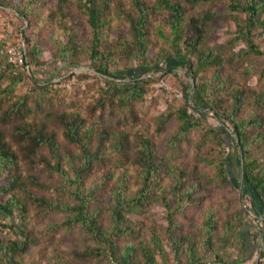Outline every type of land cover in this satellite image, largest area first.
Here are the masks:
<instances>
[{
    "label": "rangeland",
    "instance_id": "rangeland-1",
    "mask_svg": "<svg viewBox=\"0 0 264 264\" xmlns=\"http://www.w3.org/2000/svg\"><path fill=\"white\" fill-rule=\"evenodd\" d=\"M119 1L126 0H114V6ZM7 2L11 4L0 3V46L6 44L7 49L33 50V55L30 53L31 62L24 71V80L19 81L12 92L7 91V86L20 75L16 68L20 66H10L3 56L0 60L4 72L0 79V132L16 153L13 168L10 173L7 169L0 175V184H8L10 175L19 180L12 190L0 193V203L16 195L25 209L23 213L16 209L13 215L0 214V239L7 243L22 235L27 237L28 246L26 250L12 252L0 247V264H16V261L18 264H54L57 259L68 264H110L107 254L95 253L85 261L79 259L75 250L84 251L97 243L92 233L80 223L66 225L65 220L74 213L73 208L80 203L78 195L81 194L89 197L87 209L97 212L103 230L110 231L112 209L117 203L115 192H120L124 200V197L135 199L144 186L139 159L142 138L151 141L160 168L151 180L147 200L128 205L123 210L125 223H129L132 230L117 238L119 244L138 246L135 264H142L145 259L142 246L153 247L154 241L165 249L163 255L156 253L157 264H190L189 254L192 264H216L215 249L226 220L237 215L243 204L251 207L255 194L243 175L241 152L236 149L228 152L220 144L223 134L228 143L232 142L226 130L232 129L227 118L233 110V88L242 89L245 98L241 110L236 114L233 111L234 117L261 116L264 120V55L245 56L241 51L239 57L235 56L238 50L246 48V44L235 40L234 15L225 3L220 0L202 2L193 10L185 3L188 15L200 14L206 8L217 13L206 31L203 47L220 54L222 64L221 67L210 62L200 65L197 56L193 55L195 81L185 66L165 53L172 51V29L167 22L170 12L161 7L153 13L156 15L153 20L165 22V35L153 33L146 55L148 59H129L118 53L122 57L109 67L113 74L128 65L134 67L129 74L153 78L146 87L144 98L134 103V115L130 111L112 112L108 106L103 108L100 104L108 76L95 70L90 57L92 31L87 16L79 11L75 0ZM17 3L18 8L28 12L26 18L18 14L14 5ZM112 11L102 36L104 41L116 45L119 44L117 36L130 37L131 34L129 23L114 9ZM260 40L264 46V39ZM66 46L71 52L67 58H62L61 52ZM36 51L38 55H34ZM145 61L149 67L143 65ZM246 66H251V70L245 72ZM219 68L220 76L215 78ZM161 78L182 88L184 98L176 99L165 88L158 87L156 84ZM208 81L212 82L208 97L218 110V116L208 104L202 103L194 88V85ZM220 81L225 82L224 88L217 91L213 84ZM186 90L191 95L187 96ZM184 99L200 111V116L197 126L174 148L169 145L170 136L179 125L174 112L185 105ZM16 107H19L17 112ZM65 112L80 114L86 119L88 128H92L89 148L94 159L82 173L80 188L73 179L82 163L83 149L63 135L59 115ZM170 113L174 115L167 126L158 129L162 115ZM41 129L58 141L57 158L48 145L36 149L28 145L29 139L22 137L27 130L34 134ZM250 130L253 131L251 134L264 135V124L260 128L250 127ZM105 131L109 136L103 138ZM113 131L126 133L127 143L123 149L118 148L119 143L114 144L118 136L115 137ZM34 148L36 152H33ZM253 148L255 154L263 158L264 137L254 141ZM224 156L228 157L231 182L223 179L219 171V161ZM57 160L66 173L53 168ZM177 181L182 182L184 188L196 184L192 199L185 197L182 201L178 198L174 188ZM52 203L60 204L64 209H50ZM208 218L217 228L213 244H209L206 237ZM240 237L239 233L233 247L228 249L231 252L229 259L240 254L235 248ZM174 247L179 248V253H175ZM190 247H195V257L188 253ZM242 254H247V250Z\"/></svg>",
    "mask_w": 264,
    "mask_h": 264
},
{
    "label": "trees",
    "instance_id": "trees-1",
    "mask_svg": "<svg viewBox=\"0 0 264 264\" xmlns=\"http://www.w3.org/2000/svg\"><path fill=\"white\" fill-rule=\"evenodd\" d=\"M33 0H27V3ZM35 1V0H34ZM64 1V0H62ZM207 1H217V0H155L151 4L146 0H126L123 3L121 1L116 2V8L114 0H75V5L79 11L87 16L89 26L92 31L93 40L92 46L90 48V57L94 63L95 70L100 74L108 76L107 78V88L100 98V104L103 108L106 106L112 112L118 111H130L135 115L134 103L140 101L144 98L147 92V85L153 80L152 76H142V75H131L130 72L133 71V66H125L117 70V74H113L110 70V65L117 64L119 58L122 57L118 55L121 52L125 57L139 58L146 60V55L148 53L150 43L153 40L154 32L156 34L165 35L163 30L165 22L158 20H153L156 15L155 12L158 7H161L170 12L167 22L171 25L172 29V51H166L165 53L171 54L170 57L178 60V63L187 68L190 71L191 79L196 80V70L193 64L192 56L195 55L198 58V64L204 65L207 63L218 64L219 67L222 64V56L217 55L211 48L204 50L203 43L206 38V31L210 28L212 19L217 15L216 12L209 8L202 10L200 14L188 15L189 11L186 9L185 3L190 5V9H195L196 6L202 4V2ZM225 3L227 9L231 14L234 15V22L236 25L234 38L237 41H242L246 44V48L243 50H238L235 56L239 57L241 55L247 56L248 54L264 55V46L261 45L264 39V0H220ZM0 3L4 6H9L11 3L7 0H0ZM20 3V1H18ZM14 4L19 15L26 18L28 16L27 11H23L18 8L19 4ZM115 10L120 17L122 16L129 23V32L131 36H117L116 40L119 42L118 48L115 44L103 40V28L108 21H110L112 10ZM154 13V14H153ZM157 41L159 38L157 37ZM33 51V50H32ZM31 50L26 49V62L25 66L22 68L16 67L13 62L9 60V54L7 52L6 44L0 46V60L3 56L5 61L10 66H15L20 75L13 81L12 84L7 86V91L12 92L16 84L22 81L24 71L30 66V53L33 55ZM35 51V50H34ZM71 52V48L66 46L61 52L62 58H67L68 54ZM38 51L34 52V55H38ZM164 53V48H163ZM244 53V54H243ZM246 53V54H245ZM234 56V57H235ZM148 59V58H147ZM143 65L149 67L148 64L143 62ZM1 67V61H0ZM245 72L251 70V66L244 67ZM198 71V70H197ZM3 71L0 68V79L2 78ZM127 75H129L127 77ZM220 76V68L218 69L215 78ZM159 80V79H158ZM218 84L214 85L213 88L217 91H221L224 88L225 82L220 81ZM212 86V82H201L200 84L194 85L195 90L199 96L202 103H206L210 106L212 110L219 115L218 110L214 107L213 102L209 100V87ZM182 89V88H181ZM186 95H191V92L186 90ZM233 107L230 112V116L227 118L232 123V129L226 130L228 137L232 139L231 143H228L226 135L220 137V144L228 152L231 149H236L241 152L240 158L242 162V172L245 177L246 182L255 191L263 203L264 210V157L257 156L255 154L253 143L258 142L264 137L261 133L251 134L253 131L250 127L260 128L263 127L264 120L262 117L250 116L242 119L234 117V113H238L243 104L245 103V98L242 94V89L233 88ZM176 99H183L177 98ZM175 99V100H176ZM185 100V99H184ZM188 99L185 100V105L176 110L177 118L179 120V125L174 133L170 136L169 145L171 147H176L183 140H185L198 124V117H195L189 112ZM13 109V108H12ZM19 107L15 108L17 112ZM174 113L162 115L158 125V129H163L167 126L171 117ZM132 115V116H134ZM232 115V116H231ZM59 118L63 127V135L70 142L80 145L83 149L82 153V163L77 169L76 178L73 180L77 183L78 188H80L81 180L83 179L82 173L85 169L90 167L93 162V153L89 148V138L91 136L92 128H88L87 121L85 118L81 117L80 114L76 113H63L59 115ZM5 121V115L3 116ZM225 125L226 123L223 122ZM227 126V125H226ZM113 135L118 138L115 140L114 144L119 143L118 148L123 149L127 143L126 133H118L117 131L112 132ZM103 138L109 136V132L105 131L102 134ZM22 137L29 139V146H35L36 149L41 146H49L52 155L57 158L59 156V144L56 141L55 136L45 133L42 129L37 130L34 134L31 131H26L22 133ZM33 152H36L35 148ZM142 156L141 160V170H142V180L144 181V186L141 189L140 195L134 198L124 197L120 192H115V197L117 203L112 209L113 212V225L110 227L109 232H105L101 227V224L97 218V212L87 209V200L89 197L78 195L80 198V203L76 205L74 213L68 216L65 220L66 225L80 223L88 232L92 233L94 241L97 243L96 246H88L84 251L75 250V255L85 261L90 254H107L110 259V264H135L134 260L136 258L135 253L138 250V246L134 243H126L125 246L119 244L117 238L121 235L128 234L131 232L132 228L129 223H125L126 217L123 210L131 204L141 203L146 201L149 196V189L151 188V180L154 178L155 172L159 170L160 164L156 160V154L153 151L152 143L149 139L142 138L141 145ZM227 152V153H228ZM97 155V152H95ZM98 156V155H97ZM16 159V153L13 147L8 144L5 140L3 134L0 132V175L4 173L5 170L11 171ZM144 160V161H143ZM228 157L224 156L219 161V171L222 178L226 181L231 182L230 170L227 168ZM60 173H66L63 166L57 160L56 165L53 167ZM19 180L10 175L8 184H0V193H7L12 190ZM176 189V195L180 200L192 199L195 190H197L196 184L192 183L188 188H184L182 182H176L174 184ZM183 189V190H182ZM126 196V195H125ZM248 204H243L242 209L234 217L231 216L226 220L223 226V232L218 236L219 242L217 253H216V264H229L231 263L229 258L231 252L229 248L233 247L234 241L237 235L242 231L243 225L248 217L250 206ZM50 209L59 207L64 209L60 204L56 205L54 203L49 205ZM19 210L20 213L24 212L23 205L20 204L16 195H11V197L5 202L0 203V214H10L13 215L15 210ZM213 221V218H212ZM216 225L211 223V218H208L207 230V241L209 244H213L216 236ZM24 231V229H22ZM215 235V236H214ZM27 237L19 236L18 240H10L5 243L0 239V247L5 248L7 251L16 250H26L28 244L26 243ZM144 249V260L142 264H157L156 253L163 255L165 253L164 246L158 244L154 241L153 247L142 246ZM141 248V249H142ZM175 253H179V248L174 247ZM193 257H195V247H190V252ZM189 254V261L192 264V259ZM192 257V258H193ZM18 264V262H15ZM69 263V262H68ZM63 262V260H58L54 264H68ZM71 263V262H70ZM82 264V263H78ZM264 264V263H261Z\"/></svg>",
    "mask_w": 264,
    "mask_h": 264
},
{
    "label": "crops",
    "instance_id": "crops-1",
    "mask_svg": "<svg viewBox=\"0 0 264 264\" xmlns=\"http://www.w3.org/2000/svg\"><path fill=\"white\" fill-rule=\"evenodd\" d=\"M263 211V203L259 196L255 193L251 199V208L240 232V238L236 240V252L240 253L238 257L233 256V260L229 259V264H252L257 258L260 249L261 236L263 232L261 212ZM247 250V254L243 255L242 251ZM237 254V253H236ZM219 264V263H217Z\"/></svg>",
    "mask_w": 264,
    "mask_h": 264
},
{
    "label": "built area",
    "instance_id": "built-area-1",
    "mask_svg": "<svg viewBox=\"0 0 264 264\" xmlns=\"http://www.w3.org/2000/svg\"><path fill=\"white\" fill-rule=\"evenodd\" d=\"M7 52L9 54V60L22 68L25 66L26 62V50L24 49H15V48H8ZM27 67H29L27 65ZM158 87L165 88L169 93L173 94L177 98H183L185 96L184 91L174 86L173 84H169L166 80L163 78L159 79L156 84ZM189 112L192 113L195 117L200 116V111L196 110L192 103H190L189 106ZM261 219H262V226H263V232L261 236V242H260V249L259 254L257 258L253 261L252 264H261L264 263V210L261 212Z\"/></svg>",
    "mask_w": 264,
    "mask_h": 264
}]
</instances>
